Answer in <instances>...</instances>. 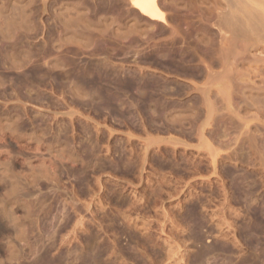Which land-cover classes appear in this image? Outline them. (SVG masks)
I'll list each match as a JSON object with an SVG mask.
<instances>
[{"label": "rangeland", "instance_id": "obj_1", "mask_svg": "<svg viewBox=\"0 0 264 264\" xmlns=\"http://www.w3.org/2000/svg\"><path fill=\"white\" fill-rule=\"evenodd\" d=\"M240 1L0 0V264H264V0Z\"/></svg>", "mask_w": 264, "mask_h": 264}, {"label": "bare ground", "instance_id": "obj_2", "mask_svg": "<svg viewBox=\"0 0 264 264\" xmlns=\"http://www.w3.org/2000/svg\"><path fill=\"white\" fill-rule=\"evenodd\" d=\"M229 1V0H228ZM234 1V0H233ZM239 2H243V1H240V0H238ZM246 1V0H245ZM260 1V0H259ZM132 3H133V6L135 7V8H137L141 13H143V14H145V15H147V16H149L151 19H155V20H157V19H161L162 17H163V15H164V13H163V10L161 9V7L159 6V3H158V0H132ZM216 3V2H215ZM232 3V2H231ZM249 3V2H248ZM263 3V2H262ZM125 4V3H124ZM219 4V3H218ZM246 4V3H245ZM247 5V4H246ZM230 9V8H229ZM257 9V8H256ZM244 10V9H243ZM247 10V9H246ZM258 10V9H257ZM248 11V10H247ZM245 12V11H244ZM249 13V12H248ZM250 14H251V12H250ZM252 14H254L255 15V13H252ZM246 15V14H245ZM260 15V14H259ZM263 16V15H262ZM255 17V16H254ZM263 18V17H262ZM225 19H228V16H227V18H225ZM232 19V18H231ZM231 19H228V20H231ZM261 19V18H260ZM227 20V21H228ZM233 20V19H232ZM232 20H231V22H232ZM262 20V19H261ZM200 23V22H199ZM207 23V22H206ZM227 23V22H226ZM236 23V22H235ZM257 23V22H256ZM263 23V22H262ZM250 24V23H249ZM236 25V24H235ZM234 25V26H235ZM259 25V24H258ZM264 25V24H263ZM233 26V25H232ZM231 26V27H232ZM233 26V27H234ZM232 27V28H233ZM237 27H238V25H237ZM259 27V26H258ZM257 27V28H258ZM200 28V27H199ZM241 28V27H240ZM257 28H256V30H257ZM239 29V28H238ZM260 29H261V26H260ZM236 30V29H235ZM237 31V30H236ZM246 31V30H245ZM259 31V30H258ZM257 31V32H258ZM262 31V30H261ZM238 32V31H237ZM243 76V75H242ZM236 77V76H235ZM237 78V77H236ZM243 78V77H242ZM238 79V78H237ZM237 79H234V80H237ZM240 79V78H239ZM238 79V80H239ZM242 80V79H241ZM244 80H245V77H244ZM245 82V81H244ZM31 83V82H30ZM242 84V83H241ZM250 84V83H249ZM237 87V86H236ZM242 87V86H241ZM244 87H245V85H244ZM246 87H248V86H246ZM167 89V88H166ZM255 90V89H254ZM257 90V89H256ZM238 91V90H237ZM246 96V95H245ZM227 99V98H226ZM233 99V98H232ZM223 100H225V99H223ZM222 100V101H223ZM164 103V102H163ZM166 105V104H165ZM163 106V105H162ZM222 106H223V104H222ZM157 110V109H156ZM252 140V139H251ZM253 143V142H252ZM253 235V234H252ZM262 256V255H261ZM46 264H47V262H46Z\"/></svg>", "mask_w": 264, "mask_h": 264}]
</instances>
